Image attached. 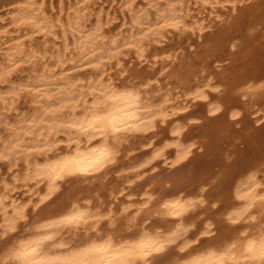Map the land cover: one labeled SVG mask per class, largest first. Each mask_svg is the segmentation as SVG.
I'll return each instance as SVG.
<instances>
[{"label": "bare ground", "instance_id": "obj_1", "mask_svg": "<svg viewBox=\"0 0 264 264\" xmlns=\"http://www.w3.org/2000/svg\"><path fill=\"white\" fill-rule=\"evenodd\" d=\"M98 1L77 0L63 18L49 15L47 0H0L17 27L16 35L0 30L7 46L0 86H10L0 90V161L12 172L0 178V233L7 237L0 264H264V0H200L194 14L187 0H164V8L153 0L154 21L124 0L137 33L122 43L111 38L108 46L100 22L87 27ZM173 32L196 35L199 49L186 56L180 45L166 48ZM38 33L45 37L41 51L22 40ZM70 36L74 52L67 55ZM57 37L64 48L54 53ZM124 47L138 63L161 66L178 93L160 94L167 85L145 65L126 69ZM48 59L53 68L37 69ZM178 59L184 61L175 69ZM68 63L72 71L89 67L98 78L79 88L76 79L56 77L54 68ZM109 63L126 73L119 82L107 73ZM24 64L36 74L16 85ZM22 96L30 102L27 114L19 112ZM139 140L147 148L140 155ZM134 156L141 159L138 179L160 162L171 170L140 181L142 202L122 206L120 215L116 205L105 209L101 197L57 205L72 184L90 188ZM19 188L32 193L28 201L17 198ZM34 195L35 210L46 205L38 216L30 213ZM210 204L220 212L216 222H196Z\"/></svg>", "mask_w": 264, "mask_h": 264}, {"label": "rangeland", "instance_id": "obj_2", "mask_svg": "<svg viewBox=\"0 0 264 264\" xmlns=\"http://www.w3.org/2000/svg\"><path fill=\"white\" fill-rule=\"evenodd\" d=\"M47 1H48L47 2L48 4L46 6H47V9H49L48 10L49 15H51V14L56 15L58 13V15H62L63 18H65L67 10L70 7L77 4V0H62L64 10L61 11L60 0H54L55 2L53 4H52L53 0H47ZM102 1L96 2L97 4L92 6L93 9L92 10L90 9V13L92 15L90 16L89 21L87 22V27L89 24L88 28H91V26L97 24L98 22H100L104 26L105 31L107 30L106 33L108 32L107 33V39L105 40L104 46H108L111 38H116L118 41H120V43H122L125 39H128L129 37L134 36L137 33V28H135L133 25L134 24L133 23L134 11H148L149 16H150V21H152V19L154 21V19L156 17L157 7L155 8L152 6L153 3L151 4V1H153V0H133L134 7L136 6L134 8L133 12L130 9L129 5L126 4V2L124 0H102ZM157 1L161 2V3H159L160 5H158V8H164L165 1L164 0H157ZM186 2H187L186 3L187 6L188 7L190 6L192 8L191 11L193 14L196 13L201 8L200 0H187ZM136 3L138 6L136 5ZM162 3H163V5H162ZM70 5H72V6H70ZM54 6H55V9L53 8ZM101 8L104 9L103 13H102L103 14V21H98L97 15H98V11L102 10ZM2 17L5 19L3 22H1L3 19ZM9 18H10V14H8L5 10H3V6L0 4V30H5V31H7V30L11 31L12 30L9 35H16L17 32H15V31H16L17 27L14 26V24L9 25V22H10ZM92 20L94 21V23ZM3 28H5V29H3ZM58 34H60V36L62 35L60 30H58ZM187 36H188V38H187ZM172 37H173V39H172ZM24 38L26 39L27 45L31 44L34 49L37 48V50L39 49V51L44 50V48H45V37L43 36V34H41V33L34 34L31 39L26 38V36H23L22 40H24ZM69 38H70L69 41L71 44L69 43V48H68V50H66L67 55H70L71 53L74 52L75 38L73 36H70ZM168 38L169 39L165 43H163V45L164 46L166 45L167 47L166 46L165 47L170 48V49H176L180 45L179 48L180 47L186 48L185 55L187 53H189L190 49L191 50L193 49V51H197L199 49V46H200L198 37L196 35H191L189 33L180 34V32L179 33L173 32V33L169 34ZM3 41H4V39H2L0 37V66L4 62L3 57L6 53V47H7L6 44L3 43ZM61 41H62V43H61ZM183 41H185V42H183ZM190 42H191V44H190ZM152 43H154V42H152ZM51 46H52V52H54V53L56 52L57 48L63 49L64 48L63 38L57 37L56 39H54L51 42ZM122 50H123L122 57H123V59H125L124 61L126 63V69H128L130 71L132 69H137V68H140L142 66L144 67V65H145L144 68L146 69V71H149L150 75H153L152 73H154L155 76H159L160 78H162L164 84L169 82L168 78H166L165 71H161L162 70L161 66H160L161 67L160 68L158 65H156L155 67L152 68V67L146 66L147 63L140 64V63H138L137 55H136L134 50L129 51L128 48H126V47H124ZM188 55L189 54H187L186 56H188ZM181 59L176 60V63H175L176 67H174L175 69L179 68V65L184 61V60L181 61ZM188 59L189 58L186 59L187 62L191 60V59H189V60ZM48 61H50V62H48ZM48 61L47 62L42 61L43 63L41 62L38 66H36L37 69H42L43 65L49 69L53 68V60L48 59ZM175 64H174V66H175ZM33 68L34 67L30 64H24L20 68V70L15 74V77H14L15 84L19 85L22 82L32 81L34 79L35 74H36V73H34ZM118 68L119 67L116 63H109L107 65V69H108L107 73H111L112 75H114V77H116L117 81L119 82L126 73H123V70L121 68L118 70ZM148 68H150V69H148ZM156 69H158V70H156ZM54 71L56 73V77H68V78L73 79V80H75V79L78 80V82L80 83L78 86L79 88H80L81 84H87V82H89V80L98 78V72L93 71L89 67H80V68L72 71L70 69L69 63L66 64L64 67L54 68ZM166 71H167V69H166ZM157 74H159V75H157ZM169 84L170 85L166 84L167 86L165 85L166 87L160 92V94L165 93V91L170 90V89H172V92L174 91L173 93H175V92H176L175 94L178 93L179 90L173 88L174 87L173 84H171V83H169ZM0 88H1L0 90L5 91V90H8L10 88V86L4 85V86H0ZM18 104L20 106V110H19L20 113L27 114L31 110L30 102L24 96L19 98ZM19 112H13V114L10 115L11 118H15L16 114ZM145 143H146V141L144 142V140L143 141L139 140L138 143H136L137 144L136 147L137 148L140 147V149H138L136 151V153H138L140 155L141 151H143L144 149H147V148L143 147V145ZM141 147H143V149ZM148 148H151V147H148ZM135 156L128 159V160L126 159L120 165L117 164L116 168L115 169L113 168L107 174L106 178L94 180L93 185L91 184L90 188L88 186V183H85V182L72 184L71 186H69L68 190H65L60 195V197H58L57 200H55V201H57L56 202L57 205L59 203L65 202L67 199L69 200L71 197H75V196H81L82 198H89L90 197L91 199H93L97 203L99 202V198L101 197L105 201V203L103 204V207H105V209H110L111 207L116 205L117 206L116 211L120 215V210H121L122 206H130L132 204L135 205V204L142 202L145 199L144 195H143L145 188H143V186L142 187L140 186V183H141L140 181H144L146 178H148L152 175L158 174V173H161L160 176L167 175V173H169L171 170L168 168L167 165H163L164 164L163 162H160V163L156 164L157 168L154 170H153V167H151V166L147 167L146 168L147 171L144 173L145 174L144 177L142 179H138L134 173V167L139 163L138 161L141 159L136 160ZM1 161H0V170L2 172V176H0V178L1 177H9L10 174L12 173L9 170V163L7 161H2V162ZM262 175H264V174H262ZM159 177H157V178H159ZM155 181H156V179H155ZM152 185H154V184H152ZM150 188H148V189L150 190ZM121 189H124V191L122 193L119 192L120 194H117V198L111 194L112 191L117 192V191H120ZM137 190L139 192H137ZM17 191H18V194H17L18 197L17 198L20 200H23V201H28L30 195L32 194L31 192H28L25 188H19ZM37 200H38V196L34 195L32 197V204L30 205L31 215L38 216V214L40 212H42V210L46 211L45 210L46 205H44L42 208H37L36 210L34 209L33 202H36ZM56 203L55 204L51 203L50 206L53 207L56 205ZM133 208L134 207L130 208V212L133 210ZM217 209L218 208H214L210 204L207 207H205L203 210H199L198 215H196V217L194 219H196V222H198V223L208 222V221H212L215 223L216 218L218 217V214L220 213V212H218ZM103 225H104V227H106L108 225V221L107 222L104 221ZM81 231H83V230H81ZM10 236H13V235L11 234L8 237H10ZM5 238H7V237H5L4 235H2V233H0V243Z\"/></svg>", "mask_w": 264, "mask_h": 264}, {"label": "snow or ice", "instance_id": "obj_3", "mask_svg": "<svg viewBox=\"0 0 264 264\" xmlns=\"http://www.w3.org/2000/svg\"><path fill=\"white\" fill-rule=\"evenodd\" d=\"M97 250H99V249H97ZM247 251H248L249 253H252V252H253V248H252V246H249V247L247 248ZM259 254H260L261 258H264V246H262V247L259 249ZM81 264H92V262L89 261V260H87V259H85V260H83V261L81 262Z\"/></svg>", "mask_w": 264, "mask_h": 264}]
</instances>
